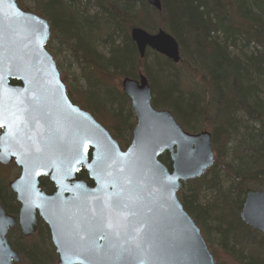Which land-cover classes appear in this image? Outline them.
Returning a JSON list of instances; mask_svg holds the SVG:
<instances>
[{
    "label": "water",
    "instance_id": "obj_1",
    "mask_svg": "<svg viewBox=\"0 0 264 264\" xmlns=\"http://www.w3.org/2000/svg\"><path fill=\"white\" fill-rule=\"evenodd\" d=\"M161 11V0H144ZM50 23L0 0V163L15 162L10 184L21 205L24 236L46 223L57 264H217L178 194L216 165L212 134L186 132L168 110L153 106L148 79L124 78L137 125L124 151L89 112L74 105L54 57ZM141 59L151 50L181 62L177 40L164 30L133 28ZM17 82L14 86L11 83ZM169 154L171 169L161 157ZM84 169L93 186L79 180ZM48 177L56 192H41ZM243 224L264 235V192L248 190ZM16 218L0 204V264L20 262L8 234Z\"/></svg>",
    "mask_w": 264,
    "mask_h": 264
},
{
    "label": "trees",
    "instance_id": "obj_2",
    "mask_svg": "<svg viewBox=\"0 0 264 264\" xmlns=\"http://www.w3.org/2000/svg\"><path fill=\"white\" fill-rule=\"evenodd\" d=\"M33 2L31 10L19 3L49 21V51L52 39H59L60 49L70 52L86 82L83 87L73 76L75 83L69 86L61 73L71 101L91 113L123 148L137 123L131 121L129 98L102 78L101 71L120 79L144 74L156 109L170 111L190 133L211 132L216 165L185 184L179 198L217 264H264V236L240 220L246 192L264 191V0H161V11L144 0ZM136 27L171 34L180 45L181 62L174 64L152 51L141 59L130 37ZM102 41L105 53L98 50ZM182 68L199 75L204 87L184 88ZM227 157L230 163H225ZM161 161L171 168L169 155ZM221 173L230 180L227 189ZM79 179L92 185L85 171ZM44 183L51 192L49 182ZM0 202L8 214L18 215L19 205L5 183L0 184ZM9 241L29 264L58 261L46 226H40L32 243L19 228L10 232ZM214 241L218 244L213 248Z\"/></svg>",
    "mask_w": 264,
    "mask_h": 264
},
{
    "label": "rangeland",
    "instance_id": "obj_3",
    "mask_svg": "<svg viewBox=\"0 0 264 264\" xmlns=\"http://www.w3.org/2000/svg\"><path fill=\"white\" fill-rule=\"evenodd\" d=\"M20 2H23L24 3V6L27 7V8H32L34 7V2L33 0H19ZM83 4L85 5L86 3L83 2ZM88 6V5H87ZM88 10H92L91 11V14H95L96 13V9L93 8L92 5H89ZM31 10V9H30ZM94 11V13H93ZM106 39V36L103 35L102 37V40H105ZM105 42H100L99 43V46L98 47V50L100 52H103L105 53L106 50L104 49L103 47V44ZM60 45H59V39H52V42L50 44V53L54 56L57 64H58V68H59V71L60 73L64 74L65 76H67L66 78H68V85L71 86V85H74L75 83V80L72 79L73 76L76 77V80H79V84L83 87L86 86V82L84 81L83 78H81V69L80 67L78 66V64L74 61L73 57L71 56L70 52L66 49L64 50H61L60 49ZM154 60V57H150L149 58V61H153ZM185 68H182V79H183V83H184V88L187 87V90L188 91H191V90H194V89H200L202 87H204L203 84V81L200 79L199 75H197L196 73L192 72V73H189V72H186L184 70ZM100 76L102 78H106L107 81L115 84L116 86H118L119 88H121V79L120 78H116V77H112V78H108L106 76V74L104 72H100ZM205 84V83H204ZM134 114V113H133ZM134 120H136V117L134 115V118L133 120L131 119L132 122H134ZM131 139L129 135H127V137L125 138V141L127 142H131ZM231 162V157H227L225 158V163H230ZM18 171H16L12 166L10 167H4V166H1L0 165V179L1 180H5L7 182H11L13 181L18 175ZM220 177L223 181V187L224 189H227L230 185V180H228L227 178L224 177V173H221L220 174ZM5 178V179H4ZM9 178V179H7ZM209 198V197H208ZM206 199H201V203L202 205H206ZM204 236V235H203ZM35 238V237H34ZM30 243H32V241L30 240ZM213 248L214 247H217V242L214 241L213 243ZM20 264H29L26 260H23V262H21Z\"/></svg>",
    "mask_w": 264,
    "mask_h": 264
},
{
    "label": "flooded vegetation",
    "instance_id": "obj_4",
    "mask_svg": "<svg viewBox=\"0 0 264 264\" xmlns=\"http://www.w3.org/2000/svg\"><path fill=\"white\" fill-rule=\"evenodd\" d=\"M3 132H4V131L1 130V131H0V135L3 134ZM44 182H49L48 185H51V186H52L51 192L48 191V189H47L46 187H44V186H45V185H44V184H45ZM4 183H5V181L0 179V184H1V185H4ZM40 186H41L42 190L45 191L47 194L52 195V194L55 193V187H54V185H53V184L50 182V180H49L48 178H46V177L40 179ZM12 194L15 196V199H16V202H17V197H16V195H15L13 192H12ZM20 208H21V207H20ZM20 208H19V211H20ZM40 226H45V225H43V224L40 222V223H39V227H40ZM20 231H21V229H20ZM38 233H39V232H38Z\"/></svg>",
    "mask_w": 264,
    "mask_h": 264
},
{
    "label": "bare ground",
    "instance_id": "obj_5",
    "mask_svg": "<svg viewBox=\"0 0 264 264\" xmlns=\"http://www.w3.org/2000/svg\"><path fill=\"white\" fill-rule=\"evenodd\" d=\"M11 192H13L11 189H9ZM14 193V192H13ZM17 199H18V197H17ZM17 204L19 205V208L21 207V205H20V203L18 202V200H17ZM1 205L3 206V204L1 203ZM3 208H4V206H3ZM5 209V208H4ZM20 211H21V208H20ZM20 211L18 212V215L17 216H15V215H12V216H14V217H19V215H20ZM29 241L30 240H32V237H30L29 239H28Z\"/></svg>",
    "mask_w": 264,
    "mask_h": 264
}]
</instances>
